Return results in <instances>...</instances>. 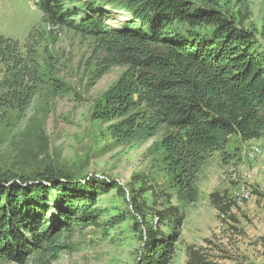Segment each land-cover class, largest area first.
<instances>
[{"label":"trees","instance_id":"1","mask_svg":"<svg viewBox=\"0 0 264 264\" xmlns=\"http://www.w3.org/2000/svg\"><path fill=\"white\" fill-rule=\"evenodd\" d=\"M104 3L131 21L110 28L101 12L76 24V8L66 10L58 0H40L37 6L48 24L94 39L103 54L98 78L113 67L124 69L101 96L94 118L108 124L116 144L153 137L165 128L158 147L173 180L169 185L193 202L199 171L214 153L226 155L232 136L243 142L264 138V44L228 11L189 0ZM42 79L36 48L0 35V123L29 108ZM111 190L126 194L114 179H79L51 163L31 172L0 171V261L23 264L34 253L56 257L63 234L101 227L104 211L97 202ZM158 215L161 225L175 214L168 209ZM129 216L142 234L136 264H174L181 217L164 232L136 206L108 219L107 226ZM187 257L186 264H223L192 246Z\"/></svg>","mask_w":264,"mask_h":264},{"label":"rangeland","instance_id":"2","mask_svg":"<svg viewBox=\"0 0 264 264\" xmlns=\"http://www.w3.org/2000/svg\"><path fill=\"white\" fill-rule=\"evenodd\" d=\"M58 1L66 10L80 11L76 24L83 16L101 12L110 28L131 21L125 12L104 5L106 0ZM189 1L228 11L239 26L264 44V0ZM39 2L0 0V35L22 46H34L43 75L29 108L23 113L12 112L0 123V171L31 172L51 163L79 179L92 175L114 179L126 194L111 190L98 199L97 207L104 211L101 227L63 234L56 257L34 253L23 264H136L142 234L134 229L132 218L113 221L112 226L106 223L133 212L136 206L147 221L164 232L172 231L181 217L174 264L187 263L190 246L201 249L213 262L264 264V138L243 142L232 136L226 155L214 153L199 171L195 201L187 200L169 185L173 180L158 147L165 128L153 137L116 144L107 134L108 124L94 118L101 96L124 69L113 67L98 78L103 54L94 39L79 30L48 24L42 19ZM253 147L261 149L256 158L251 157ZM230 165L235 167L234 174L224 176ZM242 190L243 195L239 194ZM168 209L175 215L160 225L158 213Z\"/></svg>","mask_w":264,"mask_h":264},{"label":"bare ground","instance_id":"3","mask_svg":"<svg viewBox=\"0 0 264 264\" xmlns=\"http://www.w3.org/2000/svg\"><path fill=\"white\" fill-rule=\"evenodd\" d=\"M259 155H261V149H259L258 147H253L252 148V151H251V157L252 158H256ZM234 172H235V167H233L232 165H230L227 168H225V170H224L223 173H224V176H227V175H231L232 176L234 174ZM243 190L239 194L243 195ZM239 191H240V189H239ZM246 197H248V196H246ZM250 197H251V195H250Z\"/></svg>","mask_w":264,"mask_h":264},{"label":"crops","instance_id":"4","mask_svg":"<svg viewBox=\"0 0 264 264\" xmlns=\"http://www.w3.org/2000/svg\"><path fill=\"white\" fill-rule=\"evenodd\" d=\"M250 142H252V141H250Z\"/></svg>","mask_w":264,"mask_h":264}]
</instances>
